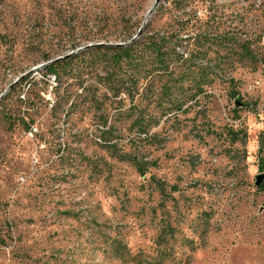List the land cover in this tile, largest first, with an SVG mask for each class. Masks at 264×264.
<instances>
[{
    "label": "rangeland",
    "instance_id": "obj_1",
    "mask_svg": "<svg viewBox=\"0 0 264 264\" xmlns=\"http://www.w3.org/2000/svg\"><path fill=\"white\" fill-rule=\"evenodd\" d=\"M159 1L145 26L163 30L174 11ZM156 3L0 0V264H264V0H194L204 26L187 55L233 54L186 114L164 116L167 77L145 92L142 73L134 104L158 125L138 138L118 114L130 100L102 96L103 52ZM58 60L69 70L53 79ZM138 145L145 175L121 159Z\"/></svg>",
    "mask_w": 264,
    "mask_h": 264
},
{
    "label": "trees",
    "instance_id": "obj_2",
    "mask_svg": "<svg viewBox=\"0 0 264 264\" xmlns=\"http://www.w3.org/2000/svg\"><path fill=\"white\" fill-rule=\"evenodd\" d=\"M193 2L194 0H172L170 3L174 14L167 28L157 30L145 26L143 32L135 40L133 37L137 35L138 31L123 44L108 46L107 50L103 52V56L109 59V64L113 69L106 71V76L102 79L105 82L103 88L106 89L102 96L110 101V107H114L116 110L125 108L122 101L130 100V107L119 110L118 114L131 120V131H138V138L143 134H148L158 125V121L151 115L150 110L134 104L135 96L139 94L142 73L146 72L148 77L154 73H157L160 78L167 77V81L162 87L159 103H157L159 108H162L166 113L164 116L171 114L176 116L179 112L186 114L193 106L192 102L197 103L206 92V87L212 86L220 77L223 70H220L221 73L217 70L223 63L227 64L233 54L230 50L223 55H218L216 59H211L215 62L213 65L209 64V61L203 65L194 62L196 56H208L209 49L198 50L195 53L190 52V56L187 55L190 47L194 45V41L197 43V37L192 42L191 34H195L193 32L196 27L201 29L204 26L197 17L193 18L195 15L187 13ZM186 13L188 16L185 18L184 14ZM200 36L202 43L208 42L209 47L214 44L221 47L231 44L230 39L227 38H221L220 43L215 42L217 39H214L213 35L208 32L202 33ZM69 65L70 63L67 61H53L47 65V70L55 76V79H60L61 74L68 72ZM149 78L147 86L143 89L145 92L150 85L151 77ZM154 95L152 93L151 97L154 98ZM186 104L190 105L184 109ZM115 115L113 116L115 117ZM114 130L115 127L112 125L103 131ZM233 134L236 135L235 132ZM140 140L143 142L144 139L140 138ZM105 141L109 147L113 146L111 139ZM144 147L138 145L134 153L136 155L126 153L121 157V159L130 162L140 175H145L148 167L146 161L138 158Z\"/></svg>",
    "mask_w": 264,
    "mask_h": 264
},
{
    "label": "water",
    "instance_id": "obj_3",
    "mask_svg": "<svg viewBox=\"0 0 264 264\" xmlns=\"http://www.w3.org/2000/svg\"><path fill=\"white\" fill-rule=\"evenodd\" d=\"M159 0H157V3L152 7V9H150L147 17H146V20L144 21L143 25L141 26V28L138 30V33L137 35H135L133 37V40H135L136 38H138V36L143 32L144 30V27L146 25V23L148 22V20L150 19V17L154 14L158 4H159ZM121 45V44H119ZM16 84V83H15ZM14 86V84L11 86V88ZM262 184H264V172L263 173H259L258 175H256L255 177V185L257 187H260Z\"/></svg>",
    "mask_w": 264,
    "mask_h": 264
},
{
    "label": "built area",
    "instance_id": "obj_4",
    "mask_svg": "<svg viewBox=\"0 0 264 264\" xmlns=\"http://www.w3.org/2000/svg\"><path fill=\"white\" fill-rule=\"evenodd\" d=\"M53 79H55V77H53Z\"/></svg>",
    "mask_w": 264,
    "mask_h": 264
}]
</instances>
